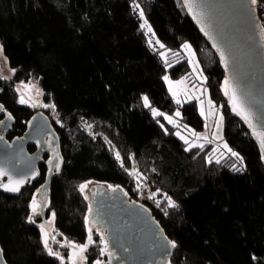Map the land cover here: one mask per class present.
Wrapping results in <instances>:
<instances>
[{
  "label": "trees",
  "instance_id": "16d2710c",
  "mask_svg": "<svg viewBox=\"0 0 264 264\" xmlns=\"http://www.w3.org/2000/svg\"><path fill=\"white\" fill-rule=\"evenodd\" d=\"M135 4L163 48L149 44ZM184 5V0H0V45L15 71L10 79L0 77V106L16 118L8 137L22 135L36 113L20 103L17 91L20 83L35 80L44 101L55 105V116L46 114L64 158L59 172L54 170L46 210L47 218L55 212L61 240L86 242L91 205L80 185L87 181L120 188L138 202L141 183L128 172L135 165L150 187L176 205L161 198L153 211L176 245L172 264H264V156L228 104V76L218 52ZM186 43L196 51L210 96L224 114L225 139L243 165L230 154L209 163L213 145L186 150L177 127L164 119L180 109V125L197 131L206 126L198 102L177 104L164 80L191 75ZM153 108L164 115L153 116ZM85 123L94 125L92 134ZM113 145L123 166L110 152ZM49 160L38 181L19 195L0 191V242L8 264H61L44 248L42 219H27L50 172ZM96 243L90 251L98 254L102 247Z\"/></svg>",
  "mask_w": 264,
  "mask_h": 264
},
{
  "label": "water",
  "instance_id": "95a60500",
  "mask_svg": "<svg viewBox=\"0 0 264 264\" xmlns=\"http://www.w3.org/2000/svg\"><path fill=\"white\" fill-rule=\"evenodd\" d=\"M191 2L197 5L195 13L202 16L199 25L204 33H209L206 36L211 47L218 52L220 58V51L217 49L224 51L227 65L221 60L228 79L236 88L241 101L252 111L253 123L260 129L264 125V35L256 5L251 0ZM190 15L197 21L193 12ZM228 104L232 108L229 98ZM233 113L243 121L255 138L247 122L234 111ZM0 121H3L0 123V169L6 170L13 179L26 177L20 192H5L2 188L0 191L7 195H19L28 185L38 181L40 167L47 163L48 154H51V160L55 163L54 154L58 153L61 166L64 158L59 148V135L40 105L22 135L12 139L8 137L14 130L16 118L3 107L0 109ZM48 138L50 142L47 141ZM255 140L259 145L256 138ZM32 145L37 146V149L30 151ZM34 173H38L35 178ZM54 175V165H51L39 191L40 197L37 198L41 201L40 215L44 224H48L45 200L49 197ZM8 178L0 176V183H7ZM87 197L91 207L98 213V224L106 231L110 249L116 250L120 255L118 262L148 264L160 256H170L173 252L171 241L152 212L140 202L131 201L123 190H110L106 186L95 184L87 189ZM93 218L92 213L90 219ZM91 224L96 225L92 220ZM0 250V264H8L1 242Z\"/></svg>",
  "mask_w": 264,
  "mask_h": 264
},
{
  "label": "snow or ice",
  "instance_id": "6c2138e0",
  "mask_svg": "<svg viewBox=\"0 0 264 264\" xmlns=\"http://www.w3.org/2000/svg\"><path fill=\"white\" fill-rule=\"evenodd\" d=\"M251 3L252 4H256L257 0H251ZM184 6L188 8L189 12H193L194 15L197 16V22L198 23L202 22V16H199L194 11L195 8L197 7V5L193 4L191 2V0H185V5ZM134 9L139 10V16L141 18L144 17V11H143V9H140V5L139 4H135L134 5ZM141 27L142 28H146L148 33H152L151 26L148 25L147 20H144V23L141 25ZM202 30H204V29L202 28ZM262 33H264V29H262ZM205 34L208 35L209 33L207 31H205ZM152 35H154V33H152ZM152 43H153V41L151 39H149V44L151 45ZM156 44H159V46L161 48L164 47V45L160 44V42L158 40L156 41ZM184 48L189 52L190 56L192 57V59H190L189 62L193 63L194 62L195 53L192 52L191 45L185 44ZM217 50L220 51L221 59L224 60L225 64L227 65V58L225 57L224 51L222 49H220V48H218ZM2 54H3V47L0 46V55H2ZM161 55L164 56L165 54L161 53ZM166 63H167V61H166ZM169 66H171V65H169ZM7 78L8 77H5V79H7ZM164 80L169 83V85H170L169 90L173 92L174 96H176L177 93L172 88V81L169 79L168 76H165ZM176 83L177 84H183L184 81H177ZM26 87L30 88V87H33V86L29 85V86H26ZM17 91H21V89L17 88ZM224 94H225V96H227L229 98V100L231 102L232 110L237 115L241 116L242 119H244L247 122L249 128L252 129L253 135L255 136L257 141L259 142V145H260V148H261L262 152H264V125H262L260 129H258L257 124L253 123V113H252V111L249 108H247L245 106V104L241 101L240 97L237 95L236 88L232 85V82H231L230 79H225V81H224ZM20 103H22V104L23 103H28V99L25 98L24 94H21ZM143 103H144L145 107H150L149 99H148L147 96L143 97ZM176 103L180 104L181 101L179 99H177ZM208 104H209V111H211L212 108H213L211 100L208 101ZM44 106L45 107H49V105H44ZM51 107L55 108V105H51ZM0 109H2V106H0ZM152 114H153V116L164 115L163 113L158 112L155 108L152 109ZM200 114L202 116H205L204 102L203 101H201ZM175 115L177 117H179L180 116V112L177 111L175 113ZM164 119L167 120L170 124H173L174 126H176L178 128L181 127L179 124H177L174 121L173 117H171V116H164ZM222 122H223V116L221 115L219 117V119L216 121L217 130H219L220 127L222 126ZM0 123H3V121H0ZM161 127H163V125H161ZM183 127L189 133V135L193 138L191 141L188 139V137H186L184 135H181V133L179 131L176 132L175 134L177 136H179L180 139L184 140L185 144L188 145V148L186 150H191L194 147H199V148L203 149L204 145L203 144H199L197 142L202 140V139L207 141L208 137L206 135H202V134L196 133L192 129H188L186 125L183 126ZM165 131L167 132L166 129H165ZM213 138L214 139H222V137L219 136L217 133L213 134ZM222 146L228 153H230L231 156L236 157L237 161H239V163L241 165H243V158L240 157L238 153L232 151V149L228 147L227 143H224ZM221 156H223V153H221ZM116 159L118 161H121V166H123V161L121 159V156H120L119 152H116ZM54 160L56 161L55 163H54L53 160H49L48 163L50 165H54V170L56 172H59V170H60V158H59V154L58 153L54 154ZM212 161H213V155H209L208 162L212 163ZM215 162L216 163H220V158L219 157L215 158ZM232 167H233V170H235V171H240L241 170L240 168H237L235 166V164H233ZM37 174L38 173H34L33 174V178H35V175H37ZM132 174H135L139 178V173H137L135 171V169H133V173ZM0 176H8L9 177L7 183H0V188H2L5 192H12V193L20 192V189L24 185L25 180H26V177H22L20 179H13L9 175V173L6 170H4V169H0ZM86 187H87V184L80 185V191L83 192ZM149 198L150 199H154L155 198V194H152ZM165 199H167L168 205L170 207H175L176 206L175 203L171 200L170 197H167L165 195ZM157 206H159V201H157ZM39 207H40V205L37 203V200L35 199V197H33L32 202H31L32 215L28 216V218H27L29 222L35 223L33 217L39 214L37 212V209ZM88 211H89V214H91V211H92L91 207H89ZM55 215H56L55 212H53L52 213V221H49V223H52L55 220ZM86 220H87V217H86ZM40 229H41V232H42L43 245H44V248L47 250L48 255L58 258L60 260L61 264H64V256L59 251H54L53 248L51 247L50 243H49L50 239L54 243H58L55 240V236H52L50 234V232L46 230L44 224L40 225ZM53 231H55V229H53ZM92 232H93L92 227H89L87 229L86 242L82 243V244H78V243H75L73 241L67 240V238L65 239V243L62 244L61 247H66V248L70 249V251L68 253V260L70 261V264H87L88 257L86 255V253L88 252L89 247L94 244ZM101 240H102V243H103L104 247L100 249V255L103 256V255L107 254V255L111 256L112 253L108 251V241L104 240L103 235H101ZM171 247L172 248L176 247L174 242L171 243ZM0 253H2V250H0ZM93 264H104V262L102 260H100V259H97V260H95L93 262Z\"/></svg>",
  "mask_w": 264,
  "mask_h": 264
},
{
  "label": "rangeland",
  "instance_id": "374dc122",
  "mask_svg": "<svg viewBox=\"0 0 264 264\" xmlns=\"http://www.w3.org/2000/svg\"><path fill=\"white\" fill-rule=\"evenodd\" d=\"M144 20H147L145 14H144V17L141 18V25L144 23ZM147 22H148V25H150L148 20H147ZM151 29H152V33H154V35H152V33H148L146 28H142V30H144V32L147 35L148 41H149V39H151L153 41L151 46L154 47V48H161L159 46V44H156V41L158 40L160 42V44H162V42L156 36L152 26H151ZM186 44L191 45V50H192V52L195 53L194 62L190 63V65L192 67L191 75L189 77L188 76H183L180 79H173V78H170L168 76L169 79L172 81L173 90L177 93L176 96H174L173 92L169 90V88H170L169 83L167 81H165V83H166V86H167L170 94L174 98V100L176 101L177 99H179L181 101L180 105L185 104V103H189L191 101H197L198 102V107H199V110H200L201 109V101L204 102V110H205V116L204 117L206 118V121H207L205 128L203 130H201V131H197V130H194V129L189 128V127H187V128L194 130L196 133H199V134H202V135H206L208 137L207 141L202 139V140L198 141L197 143L203 144L204 146L205 145H213L212 149H211L212 152L210 154V155H213V160H215V158H217V157L222 159L227 154H230L222 146L224 143L228 144V142L225 139V135H224V125H225L224 114L221 111V109L216 105V103L212 100V98L210 96L209 88L206 85V75L204 74L203 70L201 69V66H200V63L198 61L197 54H196V51H195L194 47L190 43H186ZM184 45H183L182 48H183L184 53L186 54L188 60L190 61V59H192V57L190 56L189 52L184 48ZM163 52L166 53V50H164ZM14 72L15 71L10 66L8 57L4 53V49H3V54L0 55V77H3V78L8 77L10 79V78L13 77ZM177 81H184V83L183 84H177L176 83ZM29 85H31L33 87H30V88L26 87V86H29ZM17 88L21 89V91H19L20 97H21V94H24L25 98L28 99V103H23L24 105H28V106H31V107L36 108V109L40 105L42 107L43 111H45V112L49 111L52 114V115H50L51 118H53L55 116L54 108L51 107V105H53V104L52 103H46L44 101L42 89H41V87H40V85H39V83L37 81L33 80L31 82L20 83L17 86ZM209 100H211L212 105H213V108H212L211 111H209V104H208ZM19 101H20V99H19ZM44 105H49V107H45ZM157 111L160 112L159 110H157ZM177 111L180 112V116H181L180 109H178ZM221 115L223 116L222 126L220 127L219 130H217L216 121L219 119V117ZM165 116L173 117L174 121L177 124L180 125V116L177 117L175 115V113L171 114V115L170 114L169 115L165 114ZM180 126L181 127H179V128L177 127V132L179 131L181 133V135H184V136L188 137V139L191 141L193 138L189 135V133L185 130V128L182 125H180ZM84 129H86V128L84 127ZM87 131H88V133L92 134V130L91 131L87 130ZM214 133H217L219 136L222 137V139H214L213 138V134ZM228 147L232 149V147L229 144H228ZM232 151H234V150L232 149ZM221 153H223V156H221ZM83 184H87V187L83 191V193L86 196H87V189L92 187L95 184L106 186L110 190H114V189L117 188V187L113 188V187L108 186L107 184L97 183V182H94V181H87V182H85ZM117 189H120V188H117ZM34 197L37 200V203L40 205V207L37 209V212L39 214L33 217L34 221H36L37 219L41 220V217H40L41 201L37 199V198L40 197L39 190H37V192L35 193ZM161 198H163V197H158V200H160ZM48 202L49 201H48V198H47L45 200L46 210H47V207H48V204H49ZM52 213L49 214V217L47 218V223L49 225L42 223V221L39 222L38 225L40 227L41 224H44L46 230L49 231L52 236H55V240L58 243H54L51 239L49 240V243H50V245H51V247L53 248L54 251H59L62 254V252L70 251V249H68L66 247H61V245L65 243V240H61L57 236L56 231H53V229H56L55 228V220H56V218H55V220L52 223H49V221H52ZM31 215H32V212H31ZM89 227H92V229H93L92 236H93L94 244L96 242H99L101 244V247L103 248L104 245H103L102 240H101V235H103V238H104V233H105L104 230L98 225H92L91 224V219L89 221ZM96 234H97V237H96ZM65 263L66 262L64 260V264Z\"/></svg>",
  "mask_w": 264,
  "mask_h": 264
},
{
  "label": "built area",
  "instance_id": "2783aa9c",
  "mask_svg": "<svg viewBox=\"0 0 264 264\" xmlns=\"http://www.w3.org/2000/svg\"><path fill=\"white\" fill-rule=\"evenodd\" d=\"M255 5H256L255 9H256L257 12L264 11V1L257 0V3ZM259 20H260V23L262 25V28L264 29V13L262 14L261 17H259ZM84 127L87 130L91 131L92 128L94 127V125H92V124H90V125L89 124H85ZM110 152H112L113 157L116 158V152H119V151L116 148V146L113 145V146L110 147ZM120 156H121V154H120ZM121 159H122V156H121ZM133 169H135V171L137 173H139V178L135 174H132L133 173ZM128 172H129V174H130V176H131L132 179H134L137 182L141 183L140 184V192H139V194L141 195V198L138 200V202H140L141 204H143L146 208H148L152 212L159 210L160 209V206H157V201H159L158 200V197H161L162 196L161 190L158 189V188L155 189V188L150 187L141 178L140 169L139 168H136L135 165H132V167H130L128 169ZM152 194H155V198L154 199H150L149 198ZM163 199L165 200V196H163ZM167 203H168V201H167Z\"/></svg>",
  "mask_w": 264,
  "mask_h": 264
},
{
  "label": "flooded vegetation",
  "instance_id": "af4514ba",
  "mask_svg": "<svg viewBox=\"0 0 264 264\" xmlns=\"http://www.w3.org/2000/svg\"><path fill=\"white\" fill-rule=\"evenodd\" d=\"M36 112H37V109H36ZM47 141H50V139L48 138L47 139ZM35 149H37V146H35ZM263 153V156H264V152H262ZM50 155L51 154H48L47 156H46V158L48 159L49 157H50ZM102 187V186H101ZM98 188V187H97ZM97 188H96V190L95 191H97ZM40 189H41V187L39 188V191H40ZM94 191V192H95ZM92 195V194H91ZM92 197L90 196V199H91ZM130 198V197H129ZM91 209H92V211H91V214L93 213L94 214V218L93 219H91L92 220V222H94L96 225H98V226H100L99 224H98V213H97V211L94 209V208H92L91 207ZM152 212V211H151ZM152 214H153V212H152ZM45 215H46V208H45ZM40 217H41V215H40ZM153 217H154V214H153ZM155 218V217H154ZM156 219V218H155ZM157 220V219H156ZM158 221V220H157ZM101 227V226H100ZM102 228V227H101ZM103 229V228H102ZM104 230V229H103ZM104 240H107L108 241V239H107V237H106V231L104 230ZM98 243V242H97ZM96 243V244H97ZM172 243V242H171ZM94 245V244H93ZM173 249V252H174V248H172ZM108 251L109 252H111L112 253V255L111 256H109V255H107V254H105V255H103V256H101L100 255V252L97 254V253H92V251H90V247H89V249H88V252L86 253V255H87V257H88V260H87V264H93V262L95 261V260H97V259H100V260H102L103 262H104V264H125V261H121V262H118V260H119V258H120V255H119V253H117V251L116 250H111L110 249V247H109V245H108ZM173 252L171 253V255L169 256L168 254H166L165 256H160V257H158V258H156L153 262L152 261H150V262H148V264H171L172 263V257H173ZM68 253H69V251H65V252H62V254H63V256H64V260H65V262H66V264H70V261L68 260Z\"/></svg>",
  "mask_w": 264,
  "mask_h": 264
}]
</instances>
